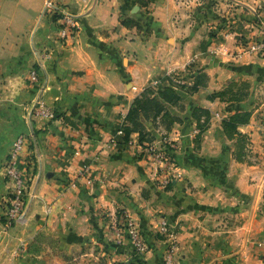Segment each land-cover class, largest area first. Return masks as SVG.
<instances>
[{"label":"crops","instance_id":"0c3cea01","mask_svg":"<svg viewBox=\"0 0 264 264\" xmlns=\"http://www.w3.org/2000/svg\"><path fill=\"white\" fill-rule=\"evenodd\" d=\"M47 1L0 0V201L2 165L19 134L32 159L22 163L25 218L0 230V264H163L158 216L178 233L174 264H264V60L236 54V38L260 32L253 15L264 17V0H52L77 14L78 33L66 40L41 16ZM200 78L195 92L180 87ZM232 80L249 83L244 100L210 98ZM168 86L177 103L158 97ZM148 88L177 121L164 129L147 119L126 136L127 114ZM38 98L54 118L34 116ZM195 108L210 112L199 144ZM245 110L239 161L222 122ZM161 130L178 143L170 154L182 176L167 187L143 157ZM122 210L142 229L146 255L111 244Z\"/></svg>","mask_w":264,"mask_h":264},{"label":"built area","instance_id":"2783aa9c","mask_svg":"<svg viewBox=\"0 0 264 264\" xmlns=\"http://www.w3.org/2000/svg\"><path fill=\"white\" fill-rule=\"evenodd\" d=\"M254 10V23L259 26L260 32L250 37L242 36L237 40V54L256 56L264 60V17ZM45 16L53 17L58 23L57 36L60 40L73 39L79 29L77 14L65 5L48 0L42 12ZM56 16V18H55ZM32 82L38 81V70L32 68L29 72ZM33 114L36 117L52 119L54 110L43 98H38L34 104ZM176 140L169 135H163L159 144H146L143 148V157L155 164V172L160 177L161 185L167 187L171 182L181 179L180 172L175 170V161L170 152L176 148ZM24 161L31 162L28 150V138L19 134L12 143L9 155L3 162L2 170L7 184V190L0 201V228L7 232L14 224L23 221L26 214L27 198L30 194V178L22 168ZM89 170L81 172L86 178ZM78 181L70 183V188H76ZM157 232L166 243L164 264H174L178 248V233L163 216L157 217ZM110 240L118 246L128 247L133 253L144 256L148 252V245L138 222L130 217L125 210L116 217L109 230Z\"/></svg>","mask_w":264,"mask_h":264},{"label":"trees","instance_id":"16d2710c","mask_svg":"<svg viewBox=\"0 0 264 264\" xmlns=\"http://www.w3.org/2000/svg\"><path fill=\"white\" fill-rule=\"evenodd\" d=\"M124 23L126 25H130L129 20H126ZM201 83H204L203 78L196 80L194 84L191 86L182 85L180 87L187 88L189 91L195 92L199 89V85ZM237 86H240V87L236 88ZM249 87L250 85L246 80H242L241 83H239V80H232V82L229 83L226 89L221 90V91H215L212 95H210V98H220L222 100L241 101V100H244L248 96ZM147 93H149L151 96L146 97ZM154 93H155L154 90L148 89L147 91L146 89L141 95L136 97V99L134 100V103L132 104V107L130 108L127 114V117H126L127 121L132 123V126L126 125L124 127L126 136H129V134L133 131V129H139L141 131L143 127H140V125L137 124V122L135 121V116L138 114L139 110H141L142 108H145L151 102H153L156 107V113H155L156 118L162 115L163 119L165 120V123L167 124H172L175 121H177V118L173 116L166 109L165 104L162 103L161 101V100H164L169 103H177L181 99L177 91L171 86L164 88L163 90L157 93L158 97L161 100L158 99L156 96L152 97ZM251 115H252L251 110H245L242 112L234 113L224 118L222 122L224 131L227 137L231 140L236 139V158L239 161L243 160L247 154V144L249 142V139L247 136L243 135L238 130V126L241 124L248 123L251 118ZM193 116L197 120V127L199 128V132L197 133L196 138H195L196 142L199 144L202 133L207 128L208 122L210 120V112L209 110H205L202 108H195L193 112ZM202 116L205 117L203 122L201 121ZM172 184L173 182L170 183V185ZM121 213L122 211H119V215H121ZM111 244L115 247V249L117 248V249L125 250L129 255H132L134 257L140 256V255L133 253V251H131L128 247L118 246L112 241H111Z\"/></svg>","mask_w":264,"mask_h":264},{"label":"rangeland","instance_id":"374dc122","mask_svg":"<svg viewBox=\"0 0 264 264\" xmlns=\"http://www.w3.org/2000/svg\"><path fill=\"white\" fill-rule=\"evenodd\" d=\"M202 4H203V2L199 6L194 7L195 11L196 10L198 11L199 7ZM243 36L247 37L246 35H243ZM241 37L242 36H240L239 38H241ZM239 38L238 39L236 38V44H237V40H239ZM236 54H237V52H236ZM233 56L235 57V53H234ZM246 56H248V55H246ZM241 82H242V80H239V83H241ZM239 87L240 86H237L236 88H239ZM148 89L154 90L152 88H148ZM148 89H147V91H148ZM150 96L151 95L149 93L146 94V97H150ZM155 113H156L155 104L153 102H151L145 108H142L141 110L138 111V114L135 116V121L137 122V124L140 125V127H143V123L145 122V120L148 119L149 121H152L156 125H159L160 126V124H162L164 126V129H167V128L170 129V126L173 125V124H167V123H165V121H164V119L162 117L161 118H156L155 117ZM178 119H179V121L181 120L180 118H178ZM161 131H163L162 134H165V133L168 134V132H166V130H161ZM176 145H178L177 142H176ZM172 158H173V156H172ZM173 160H174V158H173ZM0 230H1V228H0ZM20 247H22V246H20ZM19 251H21V249H19V248L18 249H15L14 255H17L19 253Z\"/></svg>","mask_w":264,"mask_h":264},{"label":"water","instance_id":"95a60500","mask_svg":"<svg viewBox=\"0 0 264 264\" xmlns=\"http://www.w3.org/2000/svg\"><path fill=\"white\" fill-rule=\"evenodd\" d=\"M0 239H1V235H0Z\"/></svg>","mask_w":264,"mask_h":264}]
</instances>
